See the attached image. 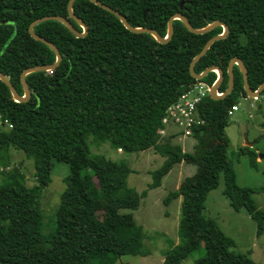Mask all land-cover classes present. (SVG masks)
Instances as JSON below:
<instances>
[{"label":"trees","instance_id":"16d2710c","mask_svg":"<svg viewBox=\"0 0 264 264\" xmlns=\"http://www.w3.org/2000/svg\"><path fill=\"white\" fill-rule=\"evenodd\" d=\"M118 10L135 27H150L165 36L168 18L180 12L194 28L221 20L226 37L211 44L197 61L194 72L217 65L227 86L226 68L231 57L245 64L249 86L264 81V0H100ZM68 0H0V71L22 94L20 73L27 67L50 64L54 52L28 32L29 24L47 15L67 17ZM73 12L88 26L77 37L61 22L47 20L34 32L52 42L61 54L50 71L32 72L25 79L30 89L26 102H16L0 80V151L11 147L33 160L34 184L27 186L22 172L4 171L0 183V264H116L122 255H147L142 227L133 219L147 190L127 185L133 172L124 161L91 155L86 137L126 153L152 148L164 157L151 172L148 188L160 185L162 177L182 160L199 166L162 199L168 205L181 198L179 241L163 251L161 264H181L194 251L203 249L194 264H256L246 253L234 252V241L212 218L204 215L210 190L223 175V194L234 210L243 208L254 220L257 234L264 232V211L252 194L264 191L241 186L236 181L227 154L228 109L246 94L242 75L233 68L234 85L223 99L206 96L197 104L204 121L193 127L194 152L185 153L171 142L173 135L160 136L166 107L194 84L211 85L210 71L196 81L189 73L191 59L220 26L194 34L180 20H173V34L166 43L149 33L126 29L112 13L89 0H74ZM249 152L252 162L257 153ZM53 160L68 165L64 188L54 212L53 228L42 231L40 196L51 181ZM125 210V211H123ZM98 213L103 216L99 217Z\"/></svg>","mask_w":264,"mask_h":264},{"label":"rangeland","instance_id":"374dc122","mask_svg":"<svg viewBox=\"0 0 264 264\" xmlns=\"http://www.w3.org/2000/svg\"><path fill=\"white\" fill-rule=\"evenodd\" d=\"M197 86L206 87L202 82L197 83ZM237 104L238 110L230 116L225 128L228 137L227 154L234 167L237 183L258 188L264 184V90L257 98L240 97ZM171 142L180 145L188 155L194 152L196 140L192 135L185 138L172 136ZM86 144L91 155L101 154L111 160L124 161L133 171L127 177V185L138 192L147 190L139 207L131 212L136 224L142 227L144 245L149 252L144 256L122 255L116 258V264H161L163 251L180 239L178 228L181 203L180 197L168 205L163 204L162 199L170 190L177 189L185 180L196 176L199 166L182 160L162 177L159 186L149 189L148 185L153 181L151 172L159 168L164 160L152 148L126 153L111 147L107 141L95 139L92 134L86 137ZM242 146L257 153L256 162L251 161L249 152H241ZM52 162L51 181L40 196L44 233L53 228L54 212L64 188L63 178L68 173L66 163ZM13 167L22 172L27 186L34 184L31 158L11 147L6 152L0 151V183L6 179L4 171ZM223 188V175L220 174L218 185L207 194L204 215L215 220L221 230L233 239L234 252L246 253L256 264H264V232L257 234L254 220L243 208L234 210L230 206ZM252 197L258 208L264 211V191L253 193ZM98 215L103 216L102 213ZM202 254L203 249H198L181 264H194Z\"/></svg>","mask_w":264,"mask_h":264},{"label":"water","instance_id":"95a60500","mask_svg":"<svg viewBox=\"0 0 264 264\" xmlns=\"http://www.w3.org/2000/svg\"><path fill=\"white\" fill-rule=\"evenodd\" d=\"M73 1L74 0H68L67 7H66L67 8V13H68V16L70 18H72L82 28L81 32L76 30L72 26V24L69 22L68 18L64 17L62 15L42 16V17L34 19L29 24V26H28L29 34L34 39H36V40L44 43L45 45H47L54 52L55 60H54L53 63H50V64L34 65V66L27 67L20 73V84H21V87H22V94H19L17 92L16 88L10 82L9 78L4 73H2L0 71V80L8 87V89L10 91V94H11V97L13 98L14 101H16V102H26L29 99V97H30V94H31L30 93V89H29V86H28V84L26 82V79H25L27 74L32 73V72L50 71V70L56 68L59 65L60 61H61V54L59 53L57 47L52 42L48 41L44 37H42L39 34L34 32V26L36 24H38L40 22H43V21H47V20H56V21H59V22L63 23L69 29V31H71L77 37H83V36H85L87 34L88 26L72 10ZM89 1L93 2L94 4H96L99 7L103 8L104 10L114 14L120 20V22L123 24V26L126 29H128L129 31L135 32V33H149L159 43H166V42H168L171 39L172 34H173V20H176V19L180 20L183 23V25L187 28V30L192 32V33H194V34H203V33H206L208 31L214 29L215 27L220 26L222 28L221 33L210 37L205 42V44L203 45L201 50L191 59L190 64H189V73L191 74V76L196 81H199L205 75H207V73H209L210 71H214L216 73L215 81L211 85H206L207 90H208V95L213 100L223 99V98H225L227 95H229L231 93V91L233 89V85H234V80H233V68H234V66H237V68L241 72L242 82H243V89H244L245 94H246L247 97H249V98H257V96H259L260 93L264 90V81H262L258 85V87L256 89H254V90L249 86L247 68H246L244 62L239 57H236V56L231 57L229 59V61H228L227 68H226L227 86H226V89L223 92H219L218 91V87H219V85L222 82L223 77H224L223 70L220 67H218L217 65H211V66L206 67L200 73H195L194 72L195 64L206 53V51L209 49L211 44L213 42H215L216 40H219V39H222V38L226 37V35L228 34L229 28H228L227 24H225L223 21L215 20V21L205 25L204 27L194 28L189 23L186 15H184V14H182L180 12H176V13L172 14L168 18L166 34H165V36H161L153 28L141 27V26H139V27L132 26L127 21V19L125 18V16L123 14H121L118 10H116L114 8H111L110 6L104 4L100 0H89Z\"/></svg>","mask_w":264,"mask_h":264},{"label":"built area","instance_id":"2783aa9c","mask_svg":"<svg viewBox=\"0 0 264 264\" xmlns=\"http://www.w3.org/2000/svg\"><path fill=\"white\" fill-rule=\"evenodd\" d=\"M206 96H208L207 87L201 88L196 83L169 104L161 119L162 127L158 130L160 136L173 135L180 138L191 136L193 127L204 122L199 117L196 107ZM236 110H238L237 103L228 109L227 115L230 117ZM170 128H173L172 131L169 130Z\"/></svg>","mask_w":264,"mask_h":264},{"label":"crops","instance_id":"0c3cea01","mask_svg":"<svg viewBox=\"0 0 264 264\" xmlns=\"http://www.w3.org/2000/svg\"><path fill=\"white\" fill-rule=\"evenodd\" d=\"M183 150V149H182Z\"/></svg>","mask_w":264,"mask_h":264}]
</instances>
